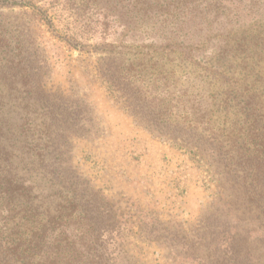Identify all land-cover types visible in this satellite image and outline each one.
Instances as JSON below:
<instances>
[{
	"label": "rangeland",
	"instance_id": "1",
	"mask_svg": "<svg viewBox=\"0 0 264 264\" xmlns=\"http://www.w3.org/2000/svg\"><path fill=\"white\" fill-rule=\"evenodd\" d=\"M253 4L254 15L245 13ZM227 9L238 18L224 21L238 25L231 39L242 38L232 32L252 19L264 21V0ZM110 12L108 1L0 0V177L15 188L6 193L0 184V233L22 248L41 246L25 264H205L204 249L222 243L220 231L246 216L218 202L208 160L198 162L173 141L213 145L209 130L221 122L213 97L225 90L206 79L214 42L198 35L191 41L205 57L199 66L154 65L125 53L130 44ZM258 42L263 57L264 34ZM248 48L236 52L227 76L233 72L230 82L257 95L264 90L259 70L238 74ZM103 58L122 69L124 59L132 60L131 74L152 107L145 119L167 132V140L137 126L109 93L96 74ZM167 68L176 75L163 80ZM238 145L231 150L243 152Z\"/></svg>",
	"mask_w": 264,
	"mask_h": 264
},
{
	"label": "trees",
	"instance_id": "2",
	"mask_svg": "<svg viewBox=\"0 0 264 264\" xmlns=\"http://www.w3.org/2000/svg\"><path fill=\"white\" fill-rule=\"evenodd\" d=\"M104 1L111 5L112 23L117 22L119 27H123L122 38L130 44L125 48V53L132 57L146 56L154 65L171 68L175 67L174 64L178 67L188 66L190 63L199 66L205 57L199 56V42L191 41L198 35L201 38L210 37L209 40L214 42L212 60L215 61L206 63V79H210V83L214 80V85H218L219 89L224 87L225 90L221 91L220 99L213 97L214 100L217 99L215 110L221 121H217L209 130L216 135L211 137L213 145L208 148L205 142H192L191 139L178 142L180 138H177L173 141L180 149H183V144L188 153L198 157V162L202 161V158L208 160L207 171L214 174L212 179L217 186L215 195L218 202L226 210H234L231 212L233 215H246L240 218V224L220 231L222 243L216 240L204 249L207 252L205 264H264V224H254L255 221L264 219V90L256 92L255 95L251 86L242 88L230 82L234 79L233 72L232 76H227L228 68H231L229 64L237 61L236 52L248 48L251 44L253 50L242 59L246 64L238 74L249 77L248 73L252 71L255 75L256 69L264 77V56L256 54L259 46H262L258 40L259 36L264 34V21L252 19L253 24H248L247 28L238 27L237 31L232 32L242 35V38L231 39L227 36L231 35L232 28L238 25L224 24V21L238 18L237 14L232 15L227 8L231 5H241L244 0L234 3L233 0H228L230 3L227 4L221 0H96V6ZM253 9H257L254 4L248 5L244 12L254 15ZM104 19L106 20V16ZM221 30L229 31L226 39H222V35L212 36ZM261 51L264 53V50ZM106 65L108 67L104 68ZM248 65L252 67H247ZM123 66L122 69L121 62H109L103 58L101 64L95 67L97 77L106 84L110 94L125 104L137 126L143 125L167 140V136H164L168 135L167 132L145 119V114L150 111L147 106L151 110L152 107L148 105L146 92L137 84L136 76L131 74L134 67L132 60L124 59ZM167 70L168 75L161 76L163 80L176 75L175 71L169 68ZM237 77L239 79L240 76ZM254 77L255 83L258 84L259 78ZM225 81L228 83L224 84ZM148 114H151V111ZM208 124L211 125V122ZM240 126H244V130H241ZM189 128L193 131L198 129L194 126ZM175 137L180 135L175 134ZM246 143L249 145L245 146ZM238 144L242 146L243 152L231 150ZM2 183L6 193L15 189L10 182L0 177V184ZM23 184L21 181L17 187L22 189ZM27 190H31V187H27ZM8 232L7 236H10V230ZM238 241L243 242L242 248L238 247ZM27 247L22 248L20 240L3 237L0 233V264H25L24 261L30 259L32 254L40 253L39 244L33 243V246H29L27 243ZM35 248L38 252H35ZM29 252L31 253L28 254Z\"/></svg>",
	"mask_w": 264,
	"mask_h": 264
}]
</instances>
